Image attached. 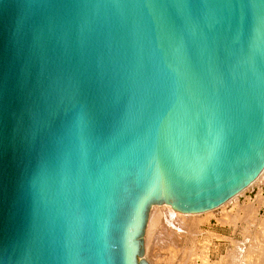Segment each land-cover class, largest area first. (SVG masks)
Here are the masks:
<instances>
[{"label":"water","instance_id":"95a60500","mask_svg":"<svg viewBox=\"0 0 264 264\" xmlns=\"http://www.w3.org/2000/svg\"><path fill=\"white\" fill-rule=\"evenodd\" d=\"M263 170L264 0H0V264H150Z\"/></svg>","mask_w":264,"mask_h":264},{"label":"rangeland","instance_id":"374dc122","mask_svg":"<svg viewBox=\"0 0 264 264\" xmlns=\"http://www.w3.org/2000/svg\"><path fill=\"white\" fill-rule=\"evenodd\" d=\"M161 207L155 206L152 212ZM163 207L165 218L146 236L150 264H264V172L210 211L190 215Z\"/></svg>","mask_w":264,"mask_h":264},{"label":"bare ground","instance_id":"6f19581e","mask_svg":"<svg viewBox=\"0 0 264 264\" xmlns=\"http://www.w3.org/2000/svg\"><path fill=\"white\" fill-rule=\"evenodd\" d=\"M263 172H264V170H263ZM263 172L258 176V178L256 179V180H254L250 185H252L255 181H257L260 177H261V175L263 174ZM249 185V186H250ZM248 186V187H249ZM237 196V195H236ZM262 196V195H261ZM261 196L259 195V197L257 198L258 200H259V198H260V200L259 201H261ZM234 198V197H233ZM228 202V201H227ZM225 204V203H224ZM223 205V204H222ZM221 205V206H222ZM155 206H162L161 208H155V209H157V210H155V212L153 213L152 211H153V208L155 207ZM163 206H166V207H170V208H172V209H174V206L173 205H169V204H166V203H164V204H159V205H154L153 207H152V209H151V213H150V217H149V222H148V226H147V230H146V236H148L150 233V230L152 229V228H154V227H156V226H158V223L163 219V218H165L164 216H165V214L163 213V209H165V211H166V208L165 207H163ZM253 206V203H252V205H249L248 207H252ZM220 207V206H219ZM170 208H168V209H170ZM218 208V207H217ZM167 209V210H168ZM172 209H171V211H172ZM215 209V208H214ZM175 210V209H174ZM212 210V209H211ZM157 211V212H156ZM210 211V210H209ZM232 211V210H231ZM167 212V211H166ZM165 212V213H166ZM168 212H170V211H168ZM173 212V211H172ZM207 212V211H206ZM254 212V211H253ZM252 212V213H253ZM203 213V212H202ZM230 213V212H229ZM170 214H173V213H170ZM191 215V214H190ZM194 215V214H193ZM226 215V214H225ZM251 215V214H250ZM166 216H168L167 214H166ZM170 216V215H169ZM175 216V215H174ZM176 216H177V214H176ZM188 216V215H187ZM233 216V215H232ZM171 217V216H170ZM172 217H173V215H172ZM176 218V217H175ZM177 219H179V218H177ZM166 220H167V218H166ZM170 224L172 223V221L174 222V220L172 219H170L169 220V218H168V220H167ZM183 222V221H182ZM250 222V221H249ZM175 224H177V223H175ZM146 237H145V246H146V244L148 243H146ZM245 250V249H244ZM146 251H147V247H146ZM231 251V250H230ZM243 252V251H242ZM233 253V252H232ZM240 253V252H239ZM254 255V254H253ZM204 260V259H203Z\"/></svg>","mask_w":264,"mask_h":264}]
</instances>
